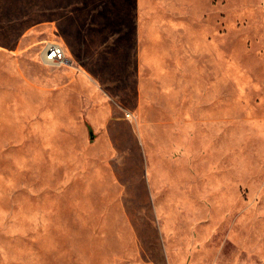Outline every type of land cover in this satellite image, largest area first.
<instances>
[{"label":"rangeland","instance_id":"rangeland-1","mask_svg":"<svg viewBox=\"0 0 264 264\" xmlns=\"http://www.w3.org/2000/svg\"><path fill=\"white\" fill-rule=\"evenodd\" d=\"M124 261L264 264V0H0V264Z\"/></svg>","mask_w":264,"mask_h":264},{"label":"built area","instance_id":"built-area-1","mask_svg":"<svg viewBox=\"0 0 264 264\" xmlns=\"http://www.w3.org/2000/svg\"><path fill=\"white\" fill-rule=\"evenodd\" d=\"M45 59L51 63H62L66 59V52L64 47L57 42H50L45 47ZM120 264H132L128 261L121 262Z\"/></svg>","mask_w":264,"mask_h":264},{"label":"water","instance_id":"water-1","mask_svg":"<svg viewBox=\"0 0 264 264\" xmlns=\"http://www.w3.org/2000/svg\"><path fill=\"white\" fill-rule=\"evenodd\" d=\"M90 133H91V135H93V130L92 129L90 130Z\"/></svg>","mask_w":264,"mask_h":264}]
</instances>
